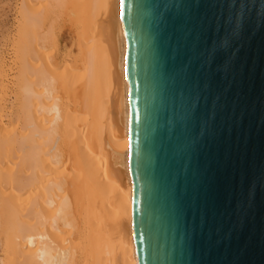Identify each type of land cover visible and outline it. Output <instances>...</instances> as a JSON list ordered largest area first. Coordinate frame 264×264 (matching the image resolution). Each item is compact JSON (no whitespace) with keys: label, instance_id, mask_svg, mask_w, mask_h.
Instances as JSON below:
<instances>
[{"label":"water","instance_id":"1","mask_svg":"<svg viewBox=\"0 0 264 264\" xmlns=\"http://www.w3.org/2000/svg\"><path fill=\"white\" fill-rule=\"evenodd\" d=\"M139 264H264V0H123Z\"/></svg>","mask_w":264,"mask_h":264},{"label":"bare ground","instance_id":"2","mask_svg":"<svg viewBox=\"0 0 264 264\" xmlns=\"http://www.w3.org/2000/svg\"><path fill=\"white\" fill-rule=\"evenodd\" d=\"M22 5L0 78L2 263L139 264L123 0ZM66 32L78 53L58 64Z\"/></svg>","mask_w":264,"mask_h":264},{"label":"rangeland","instance_id":"3","mask_svg":"<svg viewBox=\"0 0 264 264\" xmlns=\"http://www.w3.org/2000/svg\"><path fill=\"white\" fill-rule=\"evenodd\" d=\"M22 2H23V0H0V78L3 75L2 72L5 71L4 62L8 61L7 59H9L11 56H13V51L15 53V50H16L15 49L16 46H14V45L17 44V42H18V30H19L18 28L20 26L19 24H21L20 16H21V10H22V6H23ZM63 35H64V37H63L62 41L64 43H62V41H61V43H60L61 46L59 45L57 47V50L55 49L56 51L53 50L54 56H55V54H57L55 57L58 61V64H63L64 59L67 58L71 52L75 51V52H73L74 55L72 53L73 57L77 56L76 53H78L75 50L76 48L71 46V41H70L71 36L67 32H66V34L64 33ZM66 43L69 46H71L72 49L69 47L71 49V51H70V49L68 50V48H67V50L64 48V47H67ZM0 89H1V87H0ZM15 104H16L15 105L16 110H15V108H13L14 111H12L13 115L11 117V118H13L15 116L13 118V120L18 119L16 117H18V112H17L18 108L17 107L19 106V102L15 101ZM0 229H1L0 230V233H1V231H2L1 225H0ZM2 233H3V231H2ZM1 234H0V264H4V263H2V260L4 262V260L7 259L8 254H6V253H7L8 249L6 246V238H4L6 236H4L5 235L4 233L2 235Z\"/></svg>","mask_w":264,"mask_h":264}]
</instances>
